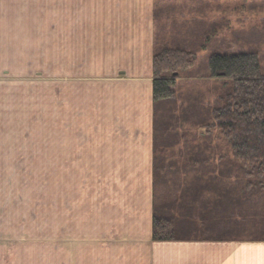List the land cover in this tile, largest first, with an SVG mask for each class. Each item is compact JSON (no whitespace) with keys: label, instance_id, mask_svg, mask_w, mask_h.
Segmentation results:
<instances>
[{"label":"rangeland","instance_id":"rangeland-1","mask_svg":"<svg viewBox=\"0 0 264 264\" xmlns=\"http://www.w3.org/2000/svg\"><path fill=\"white\" fill-rule=\"evenodd\" d=\"M251 1L219 6H237L235 29L260 33L264 9L250 5L263 2ZM121 12L89 0H0V264H92L111 172L94 169L89 96L110 79L106 47L98 37L89 50V34Z\"/></svg>","mask_w":264,"mask_h":264},{"label":"trees","instance_id":"trees-1","mask_svg":"<svg viewBox=\"0 0 264 264\" xmlns=\"http://www.w3.org/2000/svg\"><path fill=\"white\" fill-rule=\"evenodd\" d=\"M219 1L154 0V241L264 239V29Z\"/></svg>","mask_w":264,"mask_h":264},{"label":"crops","instance_id":"crops-1","mask_svg":"<svg viewBox=\"0 0 264 264\" xmlns=\"http://www.w3.org/2000/svg\"><path fill=\"white\" fill-rule=\"evenodd\" d=\"M127 4L130 14L124 12ZM91 7L122 12L103 14L94 24L100 32L89 34V50H95L98 37L106 47L109 62L101 73L110 79L106 93L89 96V150L94 169L111 172V193L102 195L101 210L94 212L96 244L89 243V261L264 264V239L153 240L154 0H89Z\"/></svg>","mask_w":264,"mask_h":264}]
</instances>
